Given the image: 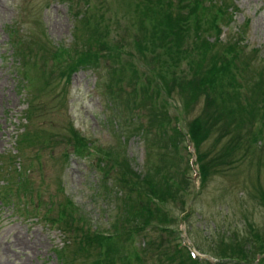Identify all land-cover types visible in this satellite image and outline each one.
<instances>
[{
    "label": "rangeland",
    "instance_id": "1",
    "mask_svg": "<svg viewBox=\"0 0 264 264\" xmlns=\"http://www.w3.org/2000/svg\"><path fill=\"white\" fill-rule=\"evenodd\" d=\"M233 3L236 9L230 24L232 28L230 31L224 29L219 36L224 40L228 34L233 35L232 32L236 31L242 20L247 19L244 38L239 40L246 45L245 51L249 52L246 55L252 57L250 64H246L248 67L244 65L240 73L244 85L238 89V100L243 105L251 95V90L248 89L257 80L256 76L259 75L264 80V66L259 68L264 60V0H235ZM122 12L123 6L118 0H0V152L6 151L1 159L7 154L11 155L15 131L19 132L25 122L29 123L24 116L27 105L32 111L31 124L26 125L28 131L37 129L42 132V135L37 134L34 143L22 147V158L10 161V168L13 166L14 170L18 164L21 169L23 162H31L26 187L29 191L23 194L21 192L19 200L28 203L26 207L19 205V209L11 207V204L0 207V264H59L51 246H59L63 236L65 238L66 234H71L49 227V222L41 217L42 213H47L46 206L50 202L63 203L62 208L68 215L69 205L65 203L67 197L73 203L71 209H75L72 211L73 216L81 214L90 217V222L93 223L94 220L104 228H110L113 219L116 225L119 224L115 219V211L121 203L117 198L114 199V194L124 196L128 192L129 180L123 186L118 179L120 172L125 176L124 169L111 165L108 166L106 175L102 176L109 189L100 186L101 174L94 165L95 160L90 162L98 154L97 147L114 149L113 155L117 154V161L127 162L133 171L142 167L146 144L152 160L165 168L168 160L177 167L175 173L179 171V164L175 162L178 158H181L179 162L183 168H186V163L190 164L194 155L199 158V163L206 165L207 162L210 165L204 181L197 179L195 175L197 162L196 166L192 165L193 169L187 168L184 171L190 180L186 190L183 184L181 186L180 178H177L176 184L179 187L164 192L165 208L170 211L172 219L164 225L167 231L160 229L155 222L157 217L152 218L155 221L146 226L136 224L131 232L123 231L121 226L114 231L127 241L131 236L130 245L143 250L137 258L141 261L139 264H189L188 259H184L185 255L194 260L192 262L195 264H206L205 254L213 252L212 247H219L218 243L227 244L243 257L248 252L256 251L259 244L264 242V199L260 195L264 193V107L260 106L261 103H257L260 104L257 105V112L250 111V114L248 109L252 104L247 100L248 109L244 108L242 113L238 110L237 118L230 114V108H226L227 104L232 105L236 100L222 102V110L218 104L221 99L209 102L207 106L204 99L200 98L185 111L179 100L180 92H173L172 98L166 100L167 110L171 116H175L176 120L172 123L179 125L181 131L185 132L188 120L202 117L197 122L199 134L194 139L192 137V142L186 148L179 146V150H173L171 142L176 139L175 132L173 135L169 130H161L158 126L160 117L164 119L162 111L149 109L156 114L151 117L149 125L147 115L150 112L141 115V127H147L144 136L140 129L135 131L132 128L136 122L134 118L137 108L131 113L126 112L124 95L115 100V105L106 100L104 94L107 89L103 81L110 66L104 65L111 63L110 57L100 62L103 66L100 69L102 75H98L90 66L70 72L68 79L57 71L49 73L48 83L39 92L38 102L36 98L28 99L29 91L21 86L25 77L17 71L21 67L18 64L19 58L24 59V54L28 56L26 71L29 75L32 74L35 71L29 65L30 56L35 48V55H40L41 44L48 47L49 51L56 43L69 44L74 40V47L79 49L85 41L94 42L93 46L97 44L96 41H104L106 47L115 45L122 49L123 61L118 67L123 68L130 63L125 61L128 58L137 64L138 77L142 83L145 82L146 75L158 71L160 67L153 62L146 63L148 69L141 65L139 59L142 57L131 41L132 37L136 39V35L139 36L140 30L136 24H128L133 19L132 15ZM102 16L100 24H94V20L99 21ZM96 25L106 27V34L100 35L97 29L90 32ZM7 27L14 28L13 41L15 38H20L23 43L28 40L16 54L19 57L16 61L17 69L13 66L10 54L13 47L6 43ZM106 47L102 48L103 52ZM254 47L257 49L255 52L251 49ZM98 48L101 51V46ZM123 71L127 73L124 68ZM46 91H51V94L45 95ZM207 95L209 98L208 92ZM214 108L219 110L217 115L213 112ZM141 112L139 109V113ZM219 115L224 119L223 122L219 121ZM130 121L134 122L131 124ZM69 126L89 141L93 140L90 145H95L96 152L92 156L70 152L64 158L62 152L69 149L73 141ZM104 161L100 162L103 168L107 166V161ZM7 167L8 161L5 160L1 166L0 180H6V172L9 170ZM8 175L10 178L16 177L14 172L9 171ZM161 182L162 179H156V183L150 182L148 185L156 187ZM184 193L185 205L182 208L179 203L181 197L178 195ZM37 199L40 203L34 213L33 206ZM135 199L136 196L130 197L131 201L127 204L129 211L139 205ZM55 211L56 206L53 205L48 214L54 215ZM249 229L258 232V238H254ZM179 236L182 249H185L182 250V257L175 256L166 261L158 252L165 246L169 250L172 246L176 248L174 245L179 241ZM128 247L129 245L126 249ZM78 253L75 255L76 263L91 264V255L83 251ZM190 253L194 256H190ZM217 261L219 262L215 264L221 262ZM129 264L137 262L131 258Z\"/></svg>",
    "mask_w": 264,
    "mask_h": 264
},
{
    "label": "trees",
    "instance_id": "2",
    "mask_svg": "<svg viewBox=\"0 0 264 264\" xmlns=\"http://www.w3.org/2000/svg\"><path fill=\"white\" fill-rule=\"evenodd\" d=\"M232 1L233 0H118V3L123 6L122 13L132 15L131 18L133 19L129 20L128 24H136L140 30L139 36L136 35V39L132 37L131 41L133 46L136 45V49L142 57L139 59L141 65L147 68L146 63L153 62L158 68L160 67V69L156 72H152L151 75L145 74V82L142 83L137 73L138 66L133 60L129 61L131 58L125 60L130 63L123 66L127 73L123 71L122 66L118 67V64L123 61L121 57L123 52L122 49L115 45L106 47V42L96 41L97 44L93 46V44H95L94 42L85 41L79 49H76L73 40L67 46L61 44L53 45L54 48L48 51V47L41 44L39 47L40 55L38 54V57L35 55L37 51L35 48L30 56L29 65L35 71L31 75L27 74L26 71L28 56L24 54V59L19 58V64L24 70L23 75L27 77L28 80L26 85L29 91L28 99L32 100L33 97L30 95H36L33 92V87L36 86L33 81L40 72L42 74L43 83L40 89H44L45 84L48 83V74L51 72L57 71L60 75L64 74L66 79H68V75L71 71L79 67L90 66L97 74L102 75L100 69L103 66H101L100 62H103L104 58L107 59L110 57L112 58L111 63L104 65L105 67H107L108 64L110 66L109 71L105 75L106 78H104L103 81L105 89H107L106 94H104L106 100H109L111 103L114 102L113 105H115V100L119 96L124 95L125 111L131 113L134 108H137L136 118H134L137 123L135 122L132 128L135 131L140 129V132L144 136L146 135L147 131L145 129L147 127H141V115H145V112H148L149 109L162 111L164 119L160 117V124L158 126L161 130H169L171 134L175 132L176 139L172 141L173 143L171 142V145L173 150H179V146L184 147L183 141L185 140V136L191 141L192 137L194 139L195 135L199 134L197 131L199 124H197V122H200L202 117L197 118V120H188L189 123H186L187 127L185 126V133L180 131L176 124L172 123V121L174 122L176 120L175 116H171L167 110L168 102L166 100L169 99V97L172 98L173 92L177 91L178 94L180 92L179 100H181L182 107L184 108L183 110L185 111L191 108L194 102L199 101L200 98L204 99L207 106H209V102H214L218 99H221V103H218L219 105L225 100L228 103L236 100V102H233V104H235L234 106L233 104L226 105V108H230V114L235 117L238 116V110L242 113L244 108L248 109L246 106L247 100L252 104L248 112L253 111L256 113L258 108L257 105H260L257 104L258 102L261 103L260 106L264 107V80H262L259 75L256 76L257 80L255 79L248 89L249 91L251 90V95L246 100L245 104L242 105L238 100V89L240 90L244 85V80L240 76V73L243 71L244 65L250 64V59L252 58L246 55L249 52L245 51L246 45L243 44L244 42L241 43L239 41L244 38L243 32L247 21L245 20L242 22L241 25L236 27V31L232 32L235 37L228 34L224 40H221L218 36V34L221 33L222 26L230 31L229 23L232 22L231 12L235 10V6L231 3ZM102 20L103 16L99 21L94 20V24L97 22L100 24ZM84 22L87 25L89 24L88 21ZM98 26L99 25L93 27L90 32L97 29L100 35L106 34V27ZM6 30L8 32L6 42L14 48V54L16 55L18 50L25 46L24 43H28V40H25L23 43L20 38H15V41H13L15 33L14 28L7 27ZM100 35L99 38L102 39ZM29 46H32V44ZM29 46L27 48L31 51ZM99 46H101V51L98 48ZM103 47H106L104 52L102 51ZM251 49L253 52L257 51L255 47ZM251 49L249 51H251ZM44 55L48 56L45 57ZM263 64L259 68H262L264 66ZM46 66H48L46 70L47 73L43 75ZM40 89L38 91H40ZM207 92L209 93V98H207ZM223 107L221 105L220 108L223 110ZM139 109L142 110L141 113H139ZM214 109L213 112L217 115L219 110L216 108ZM25 112L24 116L26 120L31 121L32 111H30L28 105ZM149 112L150 113L147 115L148 125L151 117L156 115L154 112ZM221 117L222 116L219 117V121L223 122L224 119ZM127 119L129 120V118ZM133 122L134 121H130L131 124ZM69 130L73 137L72 150L81 154V152L86 149L84 137L80 135L77 130L72 129L71 126H69ZM23 135H25V132L16 140V147L18 149L23 146V144H30L29 140L31 139L28 134L25 136ZM40 135H42V133ZM34 136L37 138V133H35ZM143 140L145 139L143 138ZM144 149L142 167L141 169L139 168L138 171H133L127 162L117 161V154L115 156L113 155L114 149L97 148L99 155L96 158L95 167L101 174L99 181L100 186L109 189V187L104 184L102 176L104 177L106 175V171L111 165L117 168L121 167V170L124 169L123 173L125 176L123 177L120 172L118 179L123 186L124 182H126L127 179L129 180L128 192L125 193L124 196L121 194L116 196V194H114V199L117 198L121 203L115 211V219L116 221L118 220V225L113 222L115 221L113 219L110 223V228H104V226H99L94 220L93 223L90 222V217H85L81 214L73 216L72 211H75V209H71L73 203H71V199L67 197L65 203L69 205L68 215L62 208L63 203L61 204L59 201L55 202L56 211L54 215H43L44 219L56 222L57 227L61 231H67L71 234H66L65 236H67V238H65L63 244L57 249L54 248V252L60 264H78L75 261V255L79 254V251L91 255V264H129L131 258L135 259L137 264H139L141 261L137 260V258L141 256L143 250H141V248L137 249L132 244L130 245V234V237L127 238L129 241H127L114 231L121 226L122 229H124L123 231L131 232V229L136 224L146 226L151 224L152 221H155L152 218L156 217L158 219L156 218L157 221L155 222L158 223L160 229L167 231V227L164 225L167 224V221H171L172 219L170 217V211L165 208L164 192H166L167 189L174 190L179 187L178 184H176L177 178H180L181 186L183 184V188H185V190L187 189L190 180L184 171L187 168L189 170V166L186 163V168H183L179 162L181 158H178L177 161H175L179 164L177 176V173H175L177 167H174L173 163L167 160L165 162L166 168L163 167L164 165L159 166L156 161L152 160V155L147 148V144L144 146ZM62 154L64 158H66L67 153L62 152ZM174 154H176V151H174ZM35 156H38V154L35 153ZM197 158L196 156L195 162H198L199 158ZM103 161H107V166L104 168L100 164V162ZM108 162L111 164L108 165ZM197 164L198 178L204 181L203 179L207 177V171L210 165H208L207 162L206 165L199 162ZM125 168H128V170ZM16 173V177L12 180L10 178L9 182H14L15 186L21 185L24 189L27 187L28 179L25 177L20 179L21 171H17ZM156 179H162V182L157 184L156 187L148 185L150 182L156 183ZM260 195L262 199H264V193L262 192ZM131 196H136L135 201L139 203L138 206H135L131 210L132 212L129 211L127 206L129 201H131ZM178 196L181 197H179V203L182 204L183 208L185 193L184 195L180 194ZM4 199L7 200L6 197H4ZM52 206L51 202L47 206V210H51ZM124 213H126L125 217L123 216ZM248 231L252 232L254 238L259 235L258 232L252 229ZM218 244L219 247H212L213 252L211 251L208 255L216 260H221L219 264H264V242L259 244L256 251L248 252V254H244V252L241 251L240 253L244 254L243 257L231 249L227 244ZM128 245L129 247L126 249ZM179 245L177 241L176 245H174L176 248L172 246L170 250L165 246L158 254L163 255L166 261H170L175 256L182 257V250L184 249ZM238 254L240 256H237ZM185 256L184 259H188L189 264H195L192 262L194 260H190L188 256ZM218 262L219 261L216 263ZM206 264L210 263L207 261Z\"/></svg>",
    "mask_w": 264,
    "mask_h": 264
}]
</instances>
